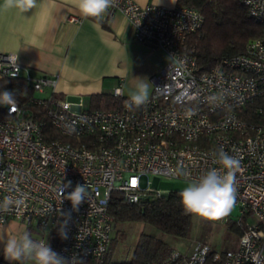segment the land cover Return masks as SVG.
Segmentation results:
<instances>
[{
	"label": "built area",
	"instance_id": "2783aa9c",
	"mask_svg": "<svg viewBox=\"0 0 264 264\" xmlns=\"http://www.w3.org/2000/svg\"><path fill=\"white\" fill-rule=\"evenodd\" d=\"M241 2L262 33L243 53L202 71L188 50L189 37L203 25L201 11L115 0L107 16L121 12L135 40L169 58L152 78L147 103L139 107L120 86L112 95L123 101L112 109L84 108L82 98L56 97L54 78L34 75L17 53L0 51V79L23 78L33 92L50 90L48 98L32 93L27 99L18 91L15 111L2 106L0 204L6 198L12 203L0 211V225L15 220L22 233L48 244L56 231L53 251L66 264L99 261L114 234L108 212L112 192L121 193L126 203L163 195L167 192L154 188L148 177L198 180L221 168L213 153L223 148L240 161L233 205L240 213L238 246L220 252L194 240L186 249H172L160 264H264V0ZM39 113L59 138L45 140ZM77 184L85 185L87 194L73 210L66 196Z\"/></svg>",
	"mask_w": 264,
	"mask_h": 264
},
{
	"label": "crops",
	"instance_id": "0c3cea01",
	"mask_svg": "<svg viewBox=\"0 0 264 264\" xmlns=\"http://www.w3.org/2000/svg\"><path fill=\"white\" fill-rule=\"evenodd\" d=\"M133 1L140 5H176V0ZM41 2L20 13L4 8L0 0L1 52H15L20 64L34 75L54 78L57 94L68 100L112 93L118 86L124 96H130L136 90L137 78L145 79L151 93L153 76L169 58L162 49L135 40L121 12L110 18L106 13L100 19L84 18L71 0H50L47 7H41ZM70 16L78 21H71ZM12 223L0 225V235L12 231L21 235L20 224L9 230ZM145 227L138 223V235Z\"/></svg>",
	"mask_w": 264,
	"mask_h": 264
},
{
	"label": "trees",
	"instance_id": "16d2710c",
	"mask_svg": "<svg viewBox=\"0 0 264 264\" xmlns=\"http://www.w3.org/2000/svg\"><path fill=\"white\" fill-rule=\"evenodd\" d=\"M176 5L193 6L203 14L202 27L188 39V50L196 56L202 71L209 70L223 58L243 53L247 42L262 33V25L249 15L241 0H176ZM4 89L15 90L16 93L20 91L25 95V99L33 93L23 78L0 79V91ZM56 97L62 98L60 94H56ZM89 99L90 109H112L123 101L122 97L105 92L92 93ZM2 112V106H0V115ZM39 116L42 121H45L43 127L45 140L59 138L60 135L56 133L42 113H39ZM242 117L249 118L243 114ZM181 191L170 190L160 196L148 195L135 203H126L121 193L112 192L108 202V212L115 222L114 234L105 255L99 261L92 260L89 264H160L175 247L145 232L144 229L137 236L128 259H113L118 235H121V238L125 237L124 234L116 231V226L119 222L142 223L144 226H152L165 234L187 238L192 215L185 213L181 205L178 195ZM230 229L238 236L241 234V229L236 223L230 224ZM49 243L52 249L57 247L58 234L56 231L52 234ZM26 261L9 264H27ZM0 264H7L2 254H0ZM207 264H211V260H208Z\"/></svg>",
	"mask_w": 264,
	"mask_h": 264
},
{
	"label": "clouds",
	"instance_id": "9594fccd",
	"mask_svg": "<svg viewBox=\"0 0 264 264\" xmlns=\"http://www.w3.org/2000/svg\"><path fill=\"white\" fill-rule=\"evenodd\" d=\"M38 0H3L6 9H17L20 13H26L37 6ZM84 18L100 19L107 10L115 5V0H71ZM50 0H42L41 7H47ZM135 91L130 94L131 105L139 107L147 103L149 99V84L145 79L137 78ZM17 93L15 90L4 89L0 91V106H7L9 112L15 111L17 106ZM130 105V106H131ZM216 163L221 168L208 170L198 180L191 181L178 195L185 213L208 220H218L226 216L235 202V173L240 168V161L219 149L214 152ZM187 177V173L181 172ZM71 186V181L64 185ZM87 194L85 185L77 184L66 199L72 203L73 210L82 203ZM11 200L6 198L0 204V211H7ZM65 224L67 221L65 220ZM61 238L66 239V234L61 231ZM3 242L4 259L11 262L31 260L34 264H66V261L52 250L50 245L43 241H36L28 232L22 233L18 238L0 235Z\"/></svg>",
	"mask_w": 264,
	"mask_h": 264
},
{
	"label": "rangeland",
	"instance_id": "374dc122",
	"mask_svg": "<svg viewBox=\"0 0 264 264\" xmlns=\"http://www.w3.org/2000/svg\"><path fill=\"white\" fill-rule=\"evenodd\" d=\"M33 95L37 98H48L50 96V90L46 88L43 92L35 91ZM76 99L74 101H78ZM84 108L90 107L89 95L82 98ZM151 180L152 186L162 192H168L170 190H183L190 182L179 180V179H164L156 176L148 177ZM239 208L237 206H232L230 212L218 219V220H208L201 217L193 216L191 221V228L189 236L187 238H178L168 234H165L158 229L147 226L144 231L155 235L156 237L168 242L171 247L178 249H186L189 244L194 240H201L207 243L215 251H224L227 249H234L238 246V235L230 229V224L236 223L239 219ZM13 223L9 226V230H13L16 225L19 223L15 220H11ZM249 223L252 222L251 219L247 220ZM20 226V225H19ZM138 223L132 222H119L116 226V231L119 234H124L125 237L121 238V235H118V243L114 249L112 258L116 260H125L130 257L132 248L137 240L138 235ZM3 232V231H2ZM13 233V231H12ZM2 233V236L5 237H19L20 234L16 233ZM0 245H3V242H0ZM53 250V249H52ZM27 264H34L33 261L27 260Z\"/></svg>",
	"mask_w": 264,
	"mask_h": 264
}]
</instances>
